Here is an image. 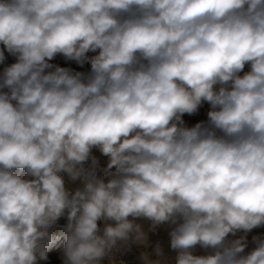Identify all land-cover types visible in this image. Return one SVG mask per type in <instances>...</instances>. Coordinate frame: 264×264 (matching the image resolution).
Returning <instances> with one entry per match:
<instances>
[{"label":"clouds","instance_id":"obj_1","mask_svg":"<svg viewBox=\"0 0 264 264\" xmlns=\"http://www.w3.org/2000/svg\"><path fill=\"white\" fill-rule=\"evenodd\" d=\"M6 53L0 264H264V0H0Z\"/></svg>","mask_w":264,"mask_h":264},{"label":"rangeland","instance_id":"obj_2","mask_svg":"<svg viewBox=\"0 0 264 264\" xmlns=\"http://www.w3.org/2000/svg\"><path fill=\"white\" fill-rule=\"evenodd\" d=\"M6 56H7V60L5 61V64H2L0 65V71H2L3 67L6 66L7 64H11L13 62H15V58L8 55L6 53ZM53 63H56V64H59L61 66H66V67H71L77 71H84V72H87L88 70H90V65H85L83 68H81L80 66L76 65L75 62H71V61H65L64 58L62 56H57L55 58V60L53 61ZM209 105L207 103H205L199 110L198 114H196V116H185L184 119H185V122L186 124H188L189 126L195 124L197 121H206L207 120V112L209 110ZM63 222V220L61 221ZM199 254H203V250H198L197 251ZM135 255L137 256V253H135ZM133 256L134 258V255L131 253V257ZM136 256L134 258V260L136 262L137 259H136ZM49 264H52V253H50V256H49Z\"/></svg>","mask_w":264,"mask_h":264},{"label":"bare ground","instance_id":"obj_3","mask_svg":"<svg viewBox=\"0 0 264 264\" xmlns=\"http://www.w3.org/2000/svg\"><path fill=\"white\" fill-rule=\"evenodd\" d=\"M245 70L247 71L248 68L246 66ZM198 114V113H197ZM196 116V115H195ZM71 186V185H70ZM61 223H64L61 222ZM168 229L167 228H161L158 230V232L156 234H150V239L151 241L154 243L155 241H160L163 246H164V249H165V252L166 254L169 256V257H173L175 255V253L171 252L169 250V247H168V244H169V237H168ZM198 250H202V249H199L197 248L196 249V254H199L197 251ZM135 253H137V250H133L132 254L134 255V258H135ZM138 254V253H137ZM127 261H128V264H138V262H136L133 258V256L131 257V253L128 254L126 257H124ZM52 264H60V255L57 251H53L52 252Z\"/></svg>","mask_w":264,"mask_h":264}]
</instances>
